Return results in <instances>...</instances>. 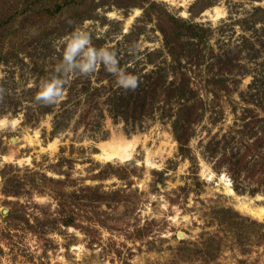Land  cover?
Wrapping results in <instances>:
<instances>
[{"label": "rangeland", "instance_id": "rangeland-1", "mask_svg": "<svg viewBox=\"0 0 264 264\" xmlns=\"http://www.w3.org/2000/svg\"><path fill=\"white\" fill-rule=\"evenodd\" d=\"M1 120L0 264H264V0H0Z\"/></svg>", "mask_w": 264, "mask_h": 264}, {"label": "clouds", "instance_id": "clouds-1", "mask_svg": "<svg viewBox=\"0 0 264 264\" xmlns=\"http://www.w3.org/2000/svg\"><path fill=\"white\" fill-rule=\"evenodd\" d=\"M90 44L89 36L87 33L77 32L73 35L70 42L67 45L64 53V62L72 63L78 55L85 57V62L77 63L81 74H88L94 71L99 64L103 61L107 66L108 71L118 75V83L124 88L135 89L137 87V77L135 75L126 74L124 70H117L114 67L117 64V60L114 55L109 54L106 49H101V56L96 55V49L88 47ZM63 79H52L50 82H45L41 86V91L37 95V100L44 102L45 104H52L64 96Z\"/></svg>", "mask_w": 264, "mask_h": 264}, {"label": "bare ground", "instance_id": "bare-ground-1", "mask_svg": "<svg viewBox=\"0 0 264 264\" xmlns=\"http://www.w3.org/2000/svg\"><path fill=\"white\" fill-rule=\"evenodd\" d=\"M7 123L8 122L5 120L0 121L1 126H4ZM136 144L137 140L126 141L123 138H117L111 143L102 145L101 154H99L98 157L104 161H127L132 158L133 150ZM146 161L147 163H149L148 159ZM225 186L227 188V191L232 194L233 191L229 188L230 184L226 183ZM239 208L243 212L250 214L254 218H264V207H258L254 209L248 204H240Z\"/></svg>", "mask_w": 264, "mask_h": 264}, {"label": "trees", "instance_id": "trees-1", "mask_svg": "<svg viewBox=\"0 0 264 264\" xmlns=\"http://www.w3.org/2000/svg\"><path fill=\"white\" fill-rule=\"evenodd\" d=\"M175 86V88H173V87H171V90H167V91H172V92H174L173 94H171L172 96H174V97H178V98H183V88L184 87H186L187 85H186V79L183 77L182 79H179V83H177V84H175L174 85ZM160 90V89H159ZM164 93L163 94H165V93H167L165 90H162ZM178 92V93H177ZM112 99L114 98V99H116V101H117V103L118 102H121L120 104L122 105V106H124V103L123 102H125V105H126V101H124L122 98H121V96L119 95V97H111ZM113 99V100H114Z\"/></svg>", "mask_w": 264, "mask_h": 264}]
</instances>
